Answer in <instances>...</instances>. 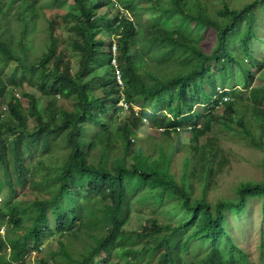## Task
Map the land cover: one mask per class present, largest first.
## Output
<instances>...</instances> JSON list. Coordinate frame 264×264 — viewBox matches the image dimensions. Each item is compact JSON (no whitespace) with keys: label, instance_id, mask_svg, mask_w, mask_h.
Returning <instances> with one entry per match:
<instances>
[{"label":"trees","instance_id":"obj_1","mask_svg":"<svg viewBox=\"0 0 264 264\" xmlns=\"http://www.w3.org/2000/svg\"><path fill=\"white\" fill-rule=\"evenodd\" d=\"M115 1L0 0V264L40 256L51 238H68L69 247L36 264H253L228 217L248 212L253 200L264 212V178L210 203L207 190L227 158L207 134L224 117L249 146L264 148V86L249 88L264 71V0L240 8L219 0L216 10L206 0ZM53 7L61 21L46 16ZM143 11L152 15L144 28ZM185 26L201 27V41L182 33ZM149 60L167 72H153ZM213 76L222 89L248 90L257 139L229 91L205 89ZM142 128L162 138L144 148L136 142ZM169 202L165 219L126 229L132 204ZM71 240L81 245L76 256Z\"/></svg>","mask_w":264,"mask_h":264},{"label":"rangeland","instance_id":"obj_2","mask_svg":"<svg viewBox=\"0 0 264 264\" xmlns=\"http://www.w3.org/2000/svg\"><path fill=\"white\" fill-rule=\"evenodd\" d=\"M116 2L115 0H109V2ZM212 9L216 10L219 6V0H206ZM230 7L240 8L243 4L250 3L251 0H225ZM257 9V7H256ZM46 16L48 18L61 21L60 16L64 14L62 10H58L57 7H53L52 9L45 8ZM105 9H101L99 14H103ZM143 21H145L142 27H147L149 24V19L151 18V14L147 11H143L141 13ZM62 25V24H61ZM103 26V24L101 25ZM63 38L66 37V33L62 30L60 31ZM138 32L141 35L140 30ZM182 33L201 41L203 30L201 27L196 26L191 28L190 26H185L182 30ZM104 34V32L102 33ZM37 35H42V32H37ZM115 33H112L110 37L106 38V41H114ZM205 38L207 41L201 42L202 45L206 46V50L209 51L212 47L213 36L209 35V32H206ZM41 36L35 38V44L41 41ZM141 43V41H140ZM209 43V44H208ZM140 45V44H139ZM257 51L260 52V49L257 48ZM261 53V52H260ZM3 59L0 57V63ZM72 61V72H76L77 70V62L78 57L74 54L71 55ZM149 67L153 72H167V66H156L153 61L149 60ZM12 67L7 68V71H11ZM162 71V72H161ZM145 70L142 71L144 74ZM211 86H205V89L211 90L213 87H217L219 90L222 88L218 85L220 82L219 76H213L210 78ZM264 86V71L256 74V78L254 82L250 85L249 88H259ZM221 91H229L230 98H234L238 100L235 108L236 116H244L243 120L249 127L251 134L255 139L259 136V131L256 127V124L251 116V111L248 109V104L244 100L248 95V90H244L240 84H236L233 88H228L224 86ZM217 89V90H218ZM24 91L28 93L35 94L38 96V93L35 90H32L28 87H24ZM18 93L19 91L16 90ZM219 92V91H218ZM94 93H97L95 90ZM214 99V98H213ZM228 99V98H227ZM23 101V100H22ZM21 101V102H22ZM224 101V99H223ZM66 107H68L67 103H62ZM123 110L125 111V106L122 105ZM194 109H199L198 106H194ZM139 109L133 106V111L137 112ZM222 108L217 110L219 115L221 114ZM240 117V118H242ZM225 119L220 118L218 122L215 121L212 123L211 132L207 134L208 137H216L222 147L224 153L226 154V162L227 165L223 167L220 174H218L212 182V186H210L207 190V199L210 203H214L219 198H233L235 197V188L237 187L239 182H260L264 178V148L262 151L257 150L251 146H249L245 139L240 135L239 127L234 126L233 129L225 127ZM189 134H182L180 143L185 142L189 139ZM162 137H160V131L142 128L139 130L138 138L136 142L143 143V147L152 141H160ZM120 140V134L118 132L112 133L111 142L117 144ZM170 142V141H169ZM204 142V140H201ZM264 142V141H263ZM166 143V141H163ZM171 143V142H170ZM183 164V154L176 152L172 161V172L177 176L180 174V170ZM198 193V192H197ZM21 198L24 201H29L31 197V193L28 190H23L19 193ZM138 197V196H136ZM171 202L165 203L163 206L154 205V204H143L134 205L132 204V210L129 222L126 226V229L129 231H139L140 227L144 225L148 219L157 218L160 221L165 219L164 209L170 205ZM1 204V202H0ZM247 211L245 214L240 215L238 218L234 216H229V228L232 230V236L237 240V243L244 248L248 255L250 256L253 264H264V212L261 213V202L259 200L251 201L250 205H248ZM237 220V221H236ZM3 230L0 229V231ZM66 239L59 238H51L49 239L42 247L41 253L39 255L42 258H50L53 253L58 251L60 244L69 247V242ZM72 241V240H71ZM263 243V249L260 250L259 247ZM81 249V245L78 241H72L71 253L73 256H76L77 253ZM38 255L32 254L29 259L26 258L24 264H36Z\"/></svg>","mask_w":264,"mask_h":264},{"label":"built area","instance_id":"obj_3","mask_svg":"<svg viewBox=\"0 0 264 264\" xmlns=\"http://www.w3.org/2000/svg\"><path fill=\"white\" fill-rule=\"evenodd\" d=\"M119 83H120V81H119ZM121 84V83H120ZM124 106H125V104H123ZM125 109H126V106H125Z\"/></svg>","mask_w":264,"mask_h":264}]
</instances>
